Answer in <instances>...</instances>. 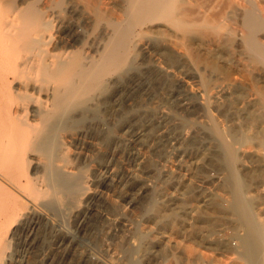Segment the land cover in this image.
Instances as JSON below:
<instances>
[{"label":"bare ground","instance_id":"bare-ground-1","mask_svg":"<svg viewBox=\"0 0 264 264\" xmlns=\"http://www.w3.org/2000/svg\"><path fill=\"white\" fill-rule=\"evenodd\" d=\"M148 80L168 107L144 125L149 109L133 108ZM156 125L179 148L207 139L219 166L202 205L192 192L164 209L150 199L151 221L196 244L178 253L165 237L164 258L210 264L200 247L264 264V0H0V264L69 259L71 228L101 223V187L136 160L122 135L145 144ZM221 218L235 225L227 242L211 239Z\"/></svg>","mask_w":264,"mask_h":264},{"label":"rangeland","instance_id":"rangeland-1","mask_svg":"<svg viewBox=\"0 0 264 264\" xmlns=\"http://www.w3.org/2000/svg\"><path fill=\"white\" fill-rule=\"evenodd\" d=\"M146 83L147 84H144V89H142L140 93L143 95V102L142 100L138 102H142L144 106L142 109L137 105V107L133 108L134 111H145L149 109L148 111L150 114L148 115L151 117H144L146 118V121L143 119L144 125H148V120L152 121V119H154L152 116L156 115L155 112L157 110L160 112L165 107H168L165 100L166 96L156 88L157 85L154 87L153 81L150 80L146 81ZM151 87L153 88L150 90ZM160 95L163 96V98H161ZM134 101L138 100L134 99ZM129 112L131 111L129 110ZM155 129V133L149 135L148 139L146 138L147 142H145V144L136 138L138 133L136 128H131L127 135H122L121 144L126 148L127 152L129 151L128 153H131L136 158L135 162L121 164L112 170L118 172V178L120 180L117 179L115 182H111L108 191L106 188L103 189V187H101V191L104 194L101 198V208H99L101 211V223H91L85 231H80L76 227L71 228L73 246L69 249L68 256L66 257H69V259H64L61 262L59 261L57 264H78V256L81 253L89 254L91 259L98 261V264H111L117 259V261L120 260L122 262L129 258L142 260L144 264H169L167 261L169 258L165 259L162 253L164 242L167 241L165 237L169 236L171 237L172 245L175 247L177 246V249L175 248L174 250L175 252L183 253L184 244L196 247V244L192 243L184 234L181 236L175 233L172 234L171 231L163 230L160 222L156 221L158 219L151 221L150 215L145 209L149 205L152 197L156 199L157 206L164 209L169 202L170 204H174L176 201L184 199L185 194L188 192L196 193L197 196L199 195V203L202 205L204 200L208 199L205 197L206 195L211 192H217V183L210 182L207 184L208 180L204 178L206 176L213 177L215 173H219V166L214 161L216 152L212 147H207L206 144H208V140L204 139L202 136L191 146L179 148L175 146L179 140L178 136L173 134H162L160 126L158 125L155 126ZM141 145H144V147L140 148ZM147 162L148 165L145 164ZM130 171H135L136 174V178L131 181L127 179V175ZM197 171H201L202 174ZM103 174L104 171L101 170V176ZM189 180H191L190 183ZM204 182L207 183L204 184ZM186 184L187 186L185 187ZM128 196L134 199L132 203L133 206L129 205V200H127ZM193 214L192 208H189L187 211L188 217H191ZM113 221H119L125 225L122 231L119 232L120 234L118 233L116 239H110L105 234L107 226ZM227 221L229 220L221 218L215 224L211 239H220L227 242L232 238L235 232V225L233 222ZM149 226L152 227L151 232ZM188 240L190 243L187 242ZM73 248L75 250H73ZM143 248L146 249V251ZM135 249L139 250L138 254L133 253ZM198 251L206 254L210 264H231L230 257H226V259L225 256L221 255L220 252L215 249L206 250L200 249L199 247ZM41 258L42 257L36 259V264H44Z\"/></svg>","mask_w":264,"mask_h":264}]
</instances>
